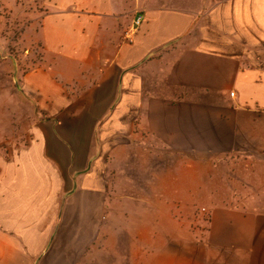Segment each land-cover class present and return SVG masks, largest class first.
Here are the masks:
<instances>
[{
	"label": "crops",
	"instance_id": "crops-1",
	"mask_svg": "<svg viewBox=\"0 0 264 264\" xmlns=\"http://www.w3.org/2000/svg\"><path fill=\"white\" fill-rule=\"evenodd\" d=\"M3 3L0 264H264V0ZM14 5L43 10L29 30L43 61L27 71L3 39ZM203 164L213 184L212 166L233 177L229 192L206 190L220 199L199 236L167 238L156 260L154 231L133 260L115 247L138 206L152 230L169 209L185 216L171 166L192 165L199 198Z\"/></svg>",
	"mask_w": 264,
	"mask_h": 264
},
{
	"label": "rangeland",
	"instance_id": "rangeland-1",
	"mask_svg": "<svg viewBox=\"0 0 264 264\" xmlns=\"http://www.w3.org/2000/svg\"><path fill=\"white\" fill-rule=\"evenodd\" d=\"M11 8L13 9H11L8 16H6L5 19H3L5 21V24H3V39L4 41L6 40V42H8V45L10 47V53L14 55L15 57L19 58V61L21 62L24 61L23 62L25 63L24 66H28V65H31V61L25 62V59H26L25 50L34 51L36 47L39 48V46L37 45L38 43L29 38V30L37 27L38 25V20L32 19V17L37 16L34 13H38V11H43V10H39L38 6H33V5L28 6V10L27 9L23 10L22 6L20 5H14V6H11ZM7 10H10L9 6L5 5V3L1 4V0H0V12H4ZM37 17H39V15ZM14 73L15 72H13V74ZM4 111L5 109L3 107V104L0 102V113L2 114V112ZM0 120H2V118ZM28 120L29 118L26 117L25 123H27ZM20 124H21V121H20ZM12 128L15 129V132H13V134L17 136L18 135L17 124H14ZM201 166H202V171H203V180L201 182V185H202L201 197L199 198H198V192H196L197 190H195V187H194V182H193V174H194L193 169L194 168L192 167V165L188 167H184L182 165L171 166V169H173V171L176 170L178 172L179 170V174H182L181 176H175V178H173L172 183H171V188H174L176 190L178 189L180 190V193H181L183 189L180 188V186L186 185L184 188L187 194L185 196L186 200L182 198L186 202L182 205H184L185 216L187 217V219L185 218V216H183L181 211L178 212L177 210H175L174 212H172L173 209L171 210L169 209L171 216L169 219V224H167V227H165L164 222H159L158 224L165 228L152 230V229L144 227V224H145L144 220L146 219L145 216L148 210L144 207V205L138 206V211L131 214L132 216L131 220H133L132 223L130 222V218H127L126 223H128L129 226H127L124 229H112L114 233L113 237H115V239L121 238V243H122L121 246L117 244L115 247L121 248L122 251L126 250V252L131 253L132 260H133L134 254H137V253L139 255L145 254V250H144L145 243L153 237L152 233L155 232L156 234L154 233V237H157V241L152 245L150 244L152 247L148 246V248L149 250L153 251L154 259L156 260L157 257H160V254L163 251V247H165V243H167L165 242L167 238L174 237V236L182 238V239L193 238V234L196 232H197V235L199 236L200 232H202V229H200V226L204 224L205 222L207 206L209 205L210 202L212 201L215 202L220 199L215 194H212V195L210 193L208 194L206 190H209L210 188L211 189L214 188V190L222 194L225 192H229L232 188V185L229 183L231 182V180L228 179L227 176L231 174L230 178L233 177V171L228 170L226 166H224L223 168L218 167V170L216 169V166H212L216 174L215 175L216 182H214L213 184V182H209V178H210V175L212 176L213 170H211V168L208 165L203 164ZM243 167L244 166H238L237 168L242 169ZM247 175L250 176L249 178L252 180L253 183H257V180H256L257 176H254L251 173H247ZM158 183L161 184L160 182ZM189 183H190V186H189ZM159 184L155 183L154 189H159L160 187ZM211 198H213L214 200H212ZM228 199L232 200V197H229ZM194 201L196 203V206H193ZM120 205L122 204L119 203V206ZM123 206H126V205H123ZM175 207L176 205L170 206V208H175ZM204 207L205 209H203ZM192 208L195 209L193 213L190 212ZM199 212H201L202 214L201 216L202 223L200 225L197 223V219L199 218L197 214ZM111 214L114 215V212ZM121 216L122 215H120V213L116 215V217L119 218L120 220L122 218ZM125 220L126 219L124 217V221ZM178 220L179 221L183 220V223L181 226H179V228H175L174 227V225L176 224L175 222H177ZM163 238L165 240H163ZM124 240H126L127 242L126 244L123 243ZM114 244L115 243L112 244V248L114 247ZM171 253H173V251H171ZM144 263H145V260H143L141 264H144Z\"/></svg>",
	"mask_w": 264,
	"mask_h": 264
},
{
	"label": "trees",
	"instance_id": "trees-1",
	"mask_svg": "<svg viewBox=\"0 0 264 264\" xmlns=\"http://www.w3.org/2000/svg\"><path fill=\"white\" fill-rule=\"evenodd\" d=\"M37 45L38 46L41 45V47L43 49L42 41L41 42H38ZM36 49H37V60L34 59V58H32V57L31 58H26V61L27 62L28 61H31L30 67H28V66L25 67V70L26 71L29 70L31 67H34L35 65L42 63V61H43L44 52H42V50H39V48H37V47H36ZM28 55L29 54H26V57H28Z\"/></svg>",
	"mask_w": 264,
	"mask_h": 264
},
{
	"label": "built area",
	"instance_id": "built-area-1",
	"mask_svg": "<svg viewBox=\"0 0 264 264\" xmlns=\"http://www.w3.org/2000/svg\"><path fill=\"white\" fill-rule=\"evenodd\" d=\"M142 21H143V14L140 13L136 16L134 23H133V26H132V28L129 29V31L127 32V35L130 36V34L137 29V27L142 23ZM233 94H234V92H232V95Z\"/></svg>",
	"mask_w": 264,
	"mask_h": 264
}]
</instances>
